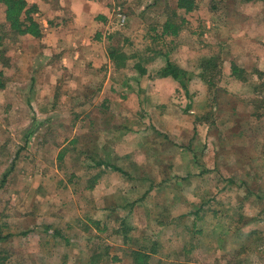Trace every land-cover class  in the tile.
Returning <instances> with one entry per match:
<instances>
[{"label":"rangeland","instance_id":"obj_1","mask_svg":"<svg viewBox=\"0 0 264 264\" xmlns=\"http://www.w3.org/2000/svg\"><path fill=\"white\" fill-rule=\"evenodd\" d=\"M194 1V8L187 13L174 9L176 0L110 2L108 44L122 45L130 53L128 68L122 73L131 75L134 63L151 60L150 80L154 71L164 65L168 53L170 60L177 61L193 75L188 86L193 93L192 101L202 103L206 98L214 111L210 117L214 124L207 127L199 122L196 137L197 143L203 144L202 153L208 155L213 147L212 158H207L209 172L200 175L198 166V169L184 167V160L183 164L170 168L171 180L184 175L187 169L193 175L191 183L187 185L184 181L179 188L184 191L183 200L175 199L176 190H165L171 188L173 181L163 183L162 189H156L146 201L150 207L144 216L146 221L150 218L149 223L140 219L129 223L135 228L123 232L128 235L124 241L113 239L110 225L117 227L119 223H112L110 218L106 230L97 236L91 224H86L88 220L83 221L81 210L85 203L77 195L67 192V207L57 210L54 197L47 194L74 187L77 191L81 189V184L72 178L70 181L68 175L80 170L77 157L84 150L82 141L77 140L72 149L66 144L71 149L70 158L65 153L61 166L51 163L55 150H48L46 143L81 138L88 119L81 117L85 110H81L82 104L74 96L75 92L78 95L77 87L66 86L76 99L67 101L65 106L60 100L56 111L48 115L51 125L49 130L46 128L47 116L37 117L40 111L36 112L34 102L40 87L29 85L27 76L32 67L27 64L31 56L13 50L31 48L34 40H20L8 31L3 33L5 52L0 66H7L4 68L7 79L5 88L0 90V230L10 235L0 241V251L5 254L2 264H85L88 259L95 264H132L128 260L129 251L140 248L139 243L143 242L146 247L155 243L156 250L147 264H264V0L250 1L253 3L217 0L213 11L206 8L209 0ZM116 7L125 16L122 25L116 24ZM166 20L179 24L177 35L160 33ZM228 46L232 55L240 58L238 64L242 65L244 78L241 82L230 76L229 69L224 71L222 50ZM241 49L247 54L241 53ZM211 55L215 57L216 68L206 72L212 83L208 89L195 76L200 72V59ZM225 60L229 61L226 54ZM59 88L56 87V95ZM87 88L88 93L94 92L93 86ZM178 97L184 96L174 94L172 100L177 101ZM233 113L237 114L236 119L230 118ZM172 132L174 135L178 129ZM119 167L125 166L119 162ZM97 170L110 179V184L118 186L119 172L107 165L89 169L85 175L93 176ZM47 171L50 178L45 174ZM51 177L62 178L65 186ZM175 200V205L165 207ZM139 216L142 217L140 210ZM47 224L58 228L60 235L51 234L52 227L46 228ZM242 247L244 250L238 253ZM103 252L106 254L96 258Z\"/></svg>","mask_w":264,"mask_h":264},{"label":"crops","instance_id":"obj_2","mask_svg":"<svg viewBox=\"0 0 264 264\" xmlns=\"http://www.w3.org/2000/svg\"><path fill=\"white\" fill-rule=\"evenodd\" d=\"M111 1L25 0L27 5L34 4L37 7V11L32 16L39 24L40 37L17 35L20 40L23 38L30 41L34 40L33 46L31 48L24 47L23 49L14 47L13 50L16 53L21 54L22 52L27 56H31V58H28L29 62H27L29 65L32 64L30 74L27 75L30 81L29 85L40 87L36 90L39 94H36V98L33 99L36 102V112L40 111L37 117L39 118V115L47 116L44 124L48 130L51 125L48 115L56 111V104L61 100V105L65 106L67 101L75 98L74 96L78 98L79 104H82L81 110H85L81 117L88 119V122L85 123V130L81 133V138L71 137L63 143L54 140L46 143L48 150H55L54 155L52 154L51 157V163H55V166H61L60 164L63 165L65 161V153L68 152L67 156L70 158L69 150L73 148L77 140L78 142L82 141L81 144L84 150L77 157L79 158L78 167L80 170L77 173L72 172L68 175L70 181L73 179V182L78 181L81 184V189L77 191L74 187L71 190L70 188L58 190L59 197L56 196V192H48L47 194L54 197V201L58 205L57 210H63L67 207V192L71 196L77 195L76 197L85 203V208L81 210L82 217H84L83 221L84 219L88 220L86 224H91L97 236L106 230L110 218L112 223L116 221L119 223L117 227L110 225L114 230L115 237L113 239L117 241L121 238L124 241L128 235H124L123 232L135 228L133 225L135 219H140L142 223H149L150 218L146 221L144 216L149 210L147 207H150V203L146 201L157 192L156 188H152L150 185L153 182L154 173L155 178H160L159 167L164 168L163 172L169 177L166 180L168 182L171 180L170 168L183 164V160L186 163L184 167L188 166L190 169L194 166L183 146L186 141L191 140L190 143L195 146L194 148L202 147L203 144L197 143L196 137H198L200 124L205 125L206 122L193 125L188 117L184 115L181 106L182 100H188L184 91L180 90L175 93L176 88L178 89L177 83L174 80L157 75V71L165 66L166 61L164 65L154 71V77H151L150 80L148 74L153 67V61L151 60L140 63L142 69L145 70L142 74L137 72L136 63L132 65L133 68L131 67V75L125 76L122 73L123 70L128 68L130 53L122 45L108 44L111 35L108 32L111 25L109 10ZM251 1L258 2V0ZM248 3L253 2L249 1ZM111 10L114 9L111 8ZM109 50H114V54L116 52L123 56L122 59H118L123 61L120 65H116L114 57L109 54ZM232 52L230 46L224 47L222 50L224 71L228 69L230 71L231 62L239 68L242 66L238 64L241 62L240 58L234 57ZM241 53H245L244 49H241ZM225 54L228 55L229 61L225 60ZM167 57L170 58L169 54ZM175 62L177 63V61ZM6 67L0 66L3 76V86L0 90H3L6 86L5 78L7 79V77L4 71ZM191 80L193 78L189 80L188 86ZM157 85L161 88L157 89ZM66 86L77 87L79 96L75 94L76 92L73 96ZM92 86L94 92L89 91L88 93L89 88L87 87ZM164 86H168V89H164ZM45 87H47V90H45ZM56 87H60L58 95L55 94ZM83 87L84 91L82 90ZM187 92L191 95L190 99H192L193 93H191L189 87ZM174 94L184 97H178V100L175 101L176 98L172 100ZM195 104L197 103L195 102ZM94 105L97 106L94 108ZM58 106L60 105L58 104ZM194 110V108H191L189 112L192 113ZM91 123L94 125H91ZM206 126L209 127L208 124ZM193 127L195 131H193ZM173 129H178V133L173 135ZM162 134L178 145L181 143L182 146L168 148L167 142L161 137ZM66 144H70L71 149ZM62 148L64 149L62 150ZM169 149H171L170 154L168 153ZM88 154L95 155L96 161L100 160L105 163L98 167L111 165L130 173V176L126 178L117 171L119 173L116 176L121 179L118 186H122L121 189L116 186L117 184H110V179L106 176L103 177L104 173H101L100 170H97L93 176L85 175L89 169L98 168L88 167ZM119 162L125 167H119ZM167 165H171V167L166 169ZM187 171L179 178L186 177L191 172L188 169ZM48 172L45 174L50 178ZM93 177L97 178L94 184L91 180ZM51 178L59 181V184H63L62 178ZM172 181L171 188L168 186L165 187V190H176L175 199L179 197L183 200L184 191H179V188L183 185L184 180L178 181L175 178ZM176 182L177 184L179 182L181 186H178ZM176 201L169 204L164 203L166 204L165 207H172ZM139 210L142 217L139 216ZM135 214L139 217H136ZM77 215L81 216L79 213ZM111 217H114V219H111ZM131 217L132 220H129ZM123 220H126L124 222L125 227ZM129 223L133 224L130 225ZM175 224H177V221ZM145 225L143 224V227ZM47 226V228L52 227L48 224ZM175 227L174 225L173 228L175 229ZM97 245L99 246V243ZM108 245H113V243ZM130 252L131 250L129 255ZM103 254L106 253L103 252L99 256L97 255L96 258L103 256ZM106 257L104 255V258ZM130 258L128 260L132 262V258ZM91 260L88 259L85 264H95Z\"/></svg>","mask_w":264,"mask_h":264},{"label":"trees","instance_id":"obj_3","mask_svg":"<svg viewBox=\"0 0 264 264\" xmlns=\"http://www.w3.org/2000/svg\"><path fill=\"white\" fill-rule=\"evenodd\" d=\"M243 1H251V0H243ZM217 0H209V2L206 5V8L209 11H213L215 9V4ZM194 0H176L175 2V7L174 9L182 11V13H187L191 11L194 8ZM0 8H1V15H0V59L4 58L3 57V52L4 49L2 48L3 45V40H4V32L8 31L10 34L14 35L17 37V35H28V36H33L35 38L40 37V28L39 24L33 19V14L37 11V7L32 4V5H27L25 0H0ZM121 10V9H120ZM122 11V10H121ZM181 22L183 21V18H179ZM179 30V24H174L169 20H166L164 23L161 25V34L164 36H171V35H177ZM112 49V48H109ZM109 54L111 57H114V61L116 62V65H120L123 61L118 60L122 59L123 56L120 55L119 53L114 54V50H109ZM168 53H165V59L166 63L165 66L162 67L159 71H157V75L162 77V78H169L171 80H174L177 83L176 92L178 93L180 90H183L184 93L186 94V98L188 100L182 101L181 106L183 107V113L188 117L190 122H192L193 125L199 123V122H206L208 125H213L214 120L211 119V115L214 113V111L211 110V105L210 101L208 99H204L205 102L202 101V103L199 101V103L195 104V102L190 99L191 95L188 94V82L192 78V74L189 73L188 70L185 68L181 67L174 61H170L169 58L167 57ZM214 56H207V57H202L200 59L199 63V68L200 72H197L196 77L204 81V84L206 87L209 89V86L212 85L210 80L207 79L206 72L208 70H211L213 68H216V64L214 62ZM135 68L138 70L137 72L142 74L145 70L142 69L141 65L136 63ZM242 69L239 68L235 63L231 62L230 63V76L237 81H242L244 78L242 77ZM262 74V73H261ZM2 72L0 71V88L3 86V81H2ZM259 86V83L257 84ZM260 87V86H259ZM208 96V95H206ZM204 98V97H203ZM203 100V99H202ZM191 108H194V112L190 113L189 110ZM232 110V109H230ZM257 110V109H256ZM233 111V110H232ZM238 113V112H237ZM231 115V116H230ZM230 118H237V114L233 113L230 114ZM239 115V114H238ZM235 118V119H236ZM193 131H195V128L193 127ZM160 134V133H158ZM165 142H167V147L170 146H182L181 143L178 145L175 141L170 140L166 135L162 136ZM191 141V140H190ZM190 141H186V144L183 146V149H185V152L189 155V160L192 162L194 165L193 167L197 166L199 167V172L198 174L204 175L205 173L209 172V163L207 162V158L211 157L212 158V148L211 147L208 150V155L202 153L203 151L200 148H194L195 146L190 143ZM201 150V151H200ZM92 152V151H91ZM88 161H89V166L91 167H98L99 165L103 164V161H96L95 158L96 156L93 154H88ZM209 160V159H208ZM105 164V163H104ZM111 169L119 171L123 175H125L126 178L130 176V173L127 171H124L122 169H119L115 166L108 165ZM171 165H167L166 169H169ZM164 168L158 169L160 178H155V173L153 174V182L151 183V187L158 189V191L161 188L162 184L166 182V180L169 179L168 175H166L163 172ZM191 173L187 174L186 177H175L178 179V181H186L187 185L191 183ZM6 178V175L4 176ZM97 177V176H96ZM96 177L91 178L92 183L94 184L96 181ZM5 179H3L2 183L4 182ZM177 184V182H176ZM175 184V185H176ZM178 186H181V184L178 182ZM194 193V191H192ZM194 215H196V212H193ZM93 224V222H91ZM48 226H46L47 228ZM0 228L2 229V226L0 224ZM44 231H47V229H44ZM51 234H56L60 235L58 232V228H52V233ZM10 235L9 232L6 231H1L0 230V241H4L8 236ZM51 239H48L50 241ZM2 243V242H1ZM140 248L136 247L131 250L130 256L132 258V264H147L149 260L151 259L153 253L155 252V243H152L151 246L146 247V243H139ZM148 249V250H147ZM244 250V247L240 248L238 253L242 252ZM4 251H0V264H2V261L4 260L5 254H3Z\"/></svg>","mask_w":264,"mask_h":264},{"label":"built area","instance_id":"obj_4","mask_svg":"<svg viewBox=\"0 0 264 264\" xmlns=\"http://www.w3.org/2000/svg\"><path fill=\"white\" fill-rule=\"evenodd\" d=\"M116 17H117V23L119 25H122V23L124 22L125 16L121 13V10L116 7Z\"/></svg>","mask_w":264,"mask_h":264}]
</instances>
